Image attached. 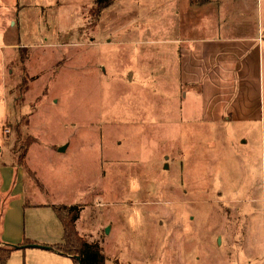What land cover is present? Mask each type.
I'll use <instances>...</instances> for the list:
<instances>
[{"label":"rangeland","instance_id":"1","mask_svg":"<svg viewBox=\"0 0 264 264\" xmlns=\"http://www.w3.org/2000/svg\"><path fill=\"white\" fill-rule=\"evenodd\" d=\"M183 1L0 0L2 160L81 209L105 264H264V0H219L187 31L244 49L252 111L232 124L161 79Z\"/></svg>","mask_w":264,"mask_h":264},{"label":"crops","instance_id":"2","mask_svg":"<svg viewBox=\"0 0 264 264\" xmlns=\"http://www.w3.org/2000/svg\"><path fill=\"white\" fill-rule=\"evenodd\" d=\"M213 3L217 5L218 12L221 7L219 0H210L201 6L185 0L179 6L178 31L184 32V35L166 41L167 46L174 44L176 47L172 48L170 61L161 68L162 71H166L165 74H161V79L167 80L168 82H163L167 85L172 83L189 87L191 93H188L187 99L200 102L201 116L205 117L204 120H208L206 117L217 118V120L223 119L222 123L228 124L229 122H224V119L227 121L231 118L232 122L229 124H232L241 122V118L251 117L252 111V104L250 105L249 102L250 92L243 77L246 66L242 56L244 49L239 47L240 45H228L232 42L221 36L215 40V45L211 39L214 36L196 37L187 33L194 29V25L199 23L201 16ZM257 4L259 19L261 4L259 5V1ZM14 115L15 109L11 106L8 90L5 89L0 93L1 126ZM5 145V138L2 137L0 139V247L17 245L24 239L48 247L60 243L63 234L62 225L51 208L57 206V201L50 198L44 185L40 189L34 184L30 191H26L24 169L17 164L13 166L2 160ZM42 195L45 199L37 198ZM78 220L79 218L75 222V227L82 236ZM0 264H74V262L72 258L60 254L53 248L29 247L12 251Z\"/></svg>","mask_w":264,"mask_h":264},{"label":"trees","instance_id":"3","mask_svg":"<svg viewBox=\"0 0 264 264\" xmlns=\"http://www.w3.org/2000/svg\"><path fill=\"white\" fill-rule=\"evenodd\" d=\"M113 0H94V6L97 8V14L109 6ZM191 4H197L199 6L204 5L208 0H189ZM28 147V144H26ZM27 147H24L22 156L26 153ZM26 205V204H25ZM55 212L57 218L59 219L63 234L61 242L52 246L50 248L55 249L57 252L64 256H68L73 259L74 264H105V256L102 251V247L98 242H90L81 236L76 227L75 222L79 218L81 209L77 206L70 207H56L51 206ZM34 245H40L35 242L24 239L21 243L17 245H8L3 250V254L0 257V262H4L9 254L16 249H25L33 247ZM43 247H48L46 245H40ZM78 257L79 261L74 259Z\"/></svg>","mask_w":264,"mask_h":264},{"label":"water","instance_id":"4","mask_svg":"<svg viewBox=\"0 0 264 264\" xmlns=\"http://www.w3.org/2000/svg\"><path fill=\"white\" fill-rule=\"evenodd\" d=\"M59 151H63L62 148L59 149ZM108 232V229H105V233ZM34 248H45V249H51L50 247H43V246H40V245H34L33 246ZM74 259H76L77 261H79V258L78 257H74Z\"/></svg>","mask_w":264,"mask_h":264},{"label":"built area","instance_id":"5","mask_svg":"<svg viewBox=\"0 0 264 264\" xmlns=\"http://www.w3.org/2000/svg\"><path fill=\"white\" fill-rule=\"evenodd\" d=\"M6 132V131H5Z\"/></svg>","mask_w":264,"mask_h":264}]
</instances>
